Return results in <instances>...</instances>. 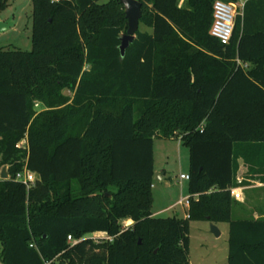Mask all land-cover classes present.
I'll list each match as a JSON object with an SVG mask.
<instances>
[{
	"label": "trees",
	"instance_id": "trees-1",
	"mask_svg": "<svg viewBox=\"0 0 264 264\" xmlns=\"http://www.w3.org/2000/svg\"><path fill=\"white\" fill-rule=\"evenodd\" d=\"M140 1L152 31L124 55L120 0H32L31 49L0 47V264H190L204 219L229 222L227 264H264V216L233 218L231 192L241 158L264 181V0L228 43L215 0ZM155 136L189 147V216L152 214Z\"/></svg>",
	"mask_w": 264,
	"mask_h": 264
},
{
	"label": "rangeland",
	"instance_id": "rangeland-1",
	"mask_svg": "<svg viewBox=\"0 0 264 264\" xmlns=\"http://www.w3.org/2000/svg\"><path fill=\"white\" fill-rule=\"evenodd\" d=\"M32 11V0H7V5L0 10V16L6 19L12 16L13 24L5 30H0V47L31 49ZM140 28H143L142 22ZM66 91L70 92L68 89ZM42 107L44 105L41 104L37 108ZM153 152L155 173L153 178L154 201L151 209L157 216L176 213L182 215L184 213L182 204L166 207L186 193L187 180L181 179L180 174L189 167V148L181 143L180 136L173 138L155 136ZM156 172H163V178L157 176ZM241 182L247 184L249 180L242 179ZM121 222L124 226L131 223L128 222V218L122 219ZM211 222L207 219L191 221L189 259L192 264H227L223 262L229 253L226 228L223 225V234L216 235L211 230ZM86 236L98 240L104 235L88 233L84 237Z\"/></svg>",
	"mask_w": 264,
	"mask_h": 264
},
{
	"label": "crops",
	"instance_id": "crops-1",
	"mask_svg": "<svg viewBox=\"0 0 264 264\" xmlns=\"http://www.w3.org/2000/svg\"><path fill=\"white\" fill-rule=\"evenodd\" d=\"M179 2L181 5H184L186 3V0H179ZM244 2H245V0H238V3H239L238 8L239 9H242ZM4 19H6V18L0 16V20H4ZM141 29L148 30L150 32L152 31V28L145 25V24H143V28H141ZM24 140H26V144H27V139L24 138ZM181 143L183 144L182 140H181ZM4 165H7V164L1 165V167H0L1 171H2V168ZM242 167H244V168H242ZM7 168H8V165H7ZM188 169H189V167H188ZM188 169L186 171H182V172H188ZM240 169H241V171H240ZM154 171H155V165H154ZM163 174H164L163 172L159 173V175H163ZM247 175H249V174H247V166L244 164V161L241 158L240 159V167H239V170L237 173V179H238V182H241L242 179H246V180H249V183H247V184L239 183V185L233 186V187L238 188V190L241 192V195L239 198L234 197L235 201L233 203V209H232L233 218H258V217L264 216V181L258 177H250L251 175H249V176H247ZM161 178H163V176ZM190 195L191 194L188 190V180H187L186 193L181 195L174 203L167 206L166 208L171 207L175 204H178L180 198L186 197V196L190 197ZM195 196H196V194H195ZM182 205H183L184 213L180 216H186V211H188L189 206L185 205V204H182ZM152 214L155 215V212L152 211ZM176 214H178V213H176ZM132 221H133V219H131V223H132ZM213 222H215L218 225L219 229L221 230L220 234H223V231H224L223 227L225 226L226 233H227V239H228V246H229V234H230L229 222H227V221H213ZM224 223H226L227 225ZM226 258H228V255ZM189 261H190V264H192L190 259H189Z\"/></svg>",
	"mask_w": 264,
	"mask_h": 264
},
{
	"label": "built area",
	"instance_id": "built-area-1",
	"mask_svg": "<svg viewBox=\"0 0 264 264\" xmlns=\"http://www.w3.org/2000/svg\"><path fill=\"white\" fill-rule=\"evenodd\" d=\"M237 1H227V0H215L213 4V15L214 19L211 25V33L218 37L223 43H228L232 37L235 18L239 11V5ZM39 103L36 102V105ZM19 146H25L26 140L22 139L18 142ZM180 177L182 179H189L190 175L188 172H181ZM17 180L22 181L27 185V187L32 186L37 177V172L25 166L23 169L19 170L15 174ZM232 195L239 198L241 192L236 187L231 188ZM179 203L190 205V198L188 196L182 197ZM186 216H189L188 211H186ZM111 238V236H109ZM69 241L73 244L81 238H75L72 234L68 235Z\"/></svg>",
	"mask_w": 264,
	"mask_h": 264
},
{
	"label": "water",
	"instance_id": "water-1",
	"mask_svg": "<svg viewBox=\"0 0 264 264\" xmlns=\"http://www.w3.org/2000/svg\"><path fill=\"white\" fill-rule=\"evenodd\" d=\"M124 5L125 15L127 17V29L121 37V44L120 49L121 53L124 55L126 48L130 44L131 41L134 40L136 36V31L139 29L140 20L142 17V2L140 0H120ZM11 24H13L12 16L8 17L7 19L0 20V30H5ZM157 176L162 177L159 175V172H156ZM9 173L7 171V165H4L1 171V177H8ZM37 177L40 178V174L37 173ZM211 230L216 234L220 235L221 230L219 229L218 225L215 222H211ZM228 258L224 259V263H227Z\"/></svg>",
	"mask_w": 264,
	"mask_h": 264
}]
</instances>
